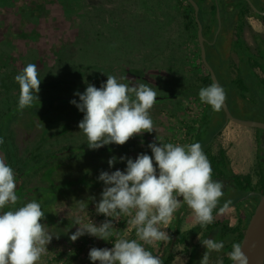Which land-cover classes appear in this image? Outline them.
I'll use <instances>...</instances> for the list:
<instances>
[{
	"label": "rangeland",
	"instance_id": "1",
	"mask_svg": "<svg viewBox=\"0 0 264 264\" xmlns=\"http://www.w3.org/2000/svg\"><path fill=\"white\" fill-rule=\"evenodd\" d=\"M17 1L15 7L0 8V74L6 77L14 72L13 68L21 72L27 64H36L42 81L38 94L40 102L35 101L32 107L21 112L17 107L19 95L16 94V99L10 105L18 110L4 120L3 131L5 134L15 132L21 152L29 150L27 155L30 156L31 162L49 151L60 150L66 145L76 147L86 141L78 128L83 113L70 104V101L76 99L79 102V97L74 96V93H83L87 83L99 88L106 82L107 75L123 78L120 82L126 84L148 83L156 88L157 98H166L161 104L156 102L150 110L156 131L153 133L156 136L150 138L156 140L157 137L159 140L164 138L167 132L177 128L178 119L168 116L161 108L175 112L181 107L182 115L187 116L186 121H190L191 115L186 112L184 102L188 101L189 108L194 106L192 94L189 90L188 95L185 90L183 95L178 92L189 87L190 81L194 79L193 74L197 73L199 76L205 70L196 44L189 36L185 38L181 11L175 6L176 0ZM206 52L208 64L224 85L231 114L241 120L264 123L262 102L259 99L244 102L236 84L229 81V62L223 57V52L218 53L215 47L206 49ZM171 68L173 70H170ZM135 75L140 78H135ZM253 93L264 94V89L254 86ZM8 103L5 95L0 94V107H6ZM222 110L214 112L210 109L207 112L209 124L202 127L201 143L208 144L216 135L213 150H216L218 145L227 150L234 174L252 172L257 167V156L264 155V130L227 122ZM219 131L221 133L217 134ZM144 145L142 136L130 139L123 146L107 145L117 149V154L104 153L98 160L109 168L107 161L113 156L135 159L138 154L147 153L138 150L125 154L123 147L143 148ZM64 156L68 157L67 154L62 155ZM85 160L88 162V158ZM62 163L60 170L71 166L72 162ZM79 165L71 169L72 172L66 175L63 173L62 180L71 174V180L81 178L85 173L84 164L81 161ZM115 166V169L124 170L126 161L121 162L118 167L117 164ZM98 173L96 168L91 175ZM38 183L50 187V182L42 180V175ZM94 190L82 184H73L69 197H76L79 201L85 200L86 204L88 196L100 199L101 192ZM237 198L238 192L229 190L221 199L220 207L224 202L230 200L233 203ZM78 200L66 205L61 202L58 212L76 215V209L80 207ZM183 208V230L187 231L196 223L187 205ZM213 215L216 217L215 222H228L230 226L238 224L236 206L229 207L220 214L215 212ZM173 223L174 219L165 231L169 233ZM78 227L73 225L71 219L69 226L64 227V232L70 237ZM132 229L128 225L120 237L129 239ZM202 235L203 232L191 238L190 242L197 244ZM208 238L224 243L221 252L210 254L209 264H217V261L225 256V247L231 243L233 236L223 239L220 230L216 229L205 239ZM68 241H71L70 238ZM96 242L97 244L93 242L84 248L82 260L78 264H88L85 261L89 260L88 253L92 247L101 245L102 248H109L104 240L98 239ZM166 245L167 243L157 242L152 245L153 249L147 250L156 252L162 259L166 254ZM197 250V258L193 264H199L206 251L202 244ZM187 260L186 255H180L174 264H185Z\"/></svg>",
	"mask_w": 264,
	"mask_h": 264
},
{
	"label": "clouds",
	"instance_id": "2",
	"mask_svg": "<svg viewBox=\"0 0 264 264\" xmlns=\"http://www.w3.org/2000/svg\"><path fill=\"white\" fill-rule=\"evenodd\" d=\"M121 79L107 75L99 88L86 82L83 93H74L79 102L70 101L83 113L78 128L90 150L111 144L123 146L132 138L155 131L150 110L157 101L156 88L148 83H122ZM15 80L19 84L18 109L23 112L39 101L42 81L38 66L27 64ZM198 95L201 103L214 112H220L227 100L224 89L215 82L201 88ZM184 103L188 106V101ZM3 143L0 138V144ZM147 147L151 155L140 153L135 159L113 156L107 161L109 168L118 160L126 161L124 170L100 171L97 180L104 187L99 201L95 197L90 201L96 214L103 215L105 220L96 224L83 223L79 216L73 219V225L79 227L69 237L72 242L85 235L104 241L116 236L113 247L89 250L92 264H163L161 257L146 246L172 239L165 229L183 205L191 210L195 223L202 229L215 222L214 212L223 213L231 205L228 200L220 207L224 184L213 180L211 163L200 143H162L156 137ZM16 190L14 169L0 159V264H40L54 235L42 223L46 214L41 204L36 200L20 204ZM84 201H78L80 210L88 207ZM9 205L12 208L5 211ZM121 216L130 217L127 224L134 229L136 238H122L114 233L113 221ZM200 242L206 251L199 264H209L210 254L224 248L223 241L208 238ZM227 256L232 264H249L240 243H233ZM217 264H223V259Z\"/></svg>",
	"mask_w": 264,
	"mask_h": 264
},
{
	"label": "trees",
	"instance_id": "3",
	"mask_svg": "<svg viewBox=\"0 0 264 264\" xmlns=\"http://www.w3.org/2000/svg\"><path fill=\"white\" fill-rule=\"evenodd\" d=\"M194 1L199 7L198 17L202 24L206 49H212L215 47L213 40L216 28L215 24L217 21L216 16L218 4L223 7L222 11L226 12V14L228 13L227 8L230 4L234 6L235 13L244 14L252 10L247 0ZM250 1H252L253 4H256L255 0ZM16 2L18 1L0 0V8L5 9L8 7H15ZM175 6L177 7L178 11H181L183 29L186 33L185 38L189 36V39L196 44L197 50L199 52V58L201 59V49L198 41V24L195 18V9L187 0H176ZM201 64L205 72L201 73L199 76L197 73L193 74L192 77L194 79L193 81H190L189 87L178 92L179 94L183 95V91L185 90V94L188 95L189 90L192 94L191 98L193 99L192 101L194 103L192 104H194V106H190V108L189 106L185 107L187 109L186 112H189L191 115L190 121H186L187 116L182 115L181 107L179 108L180 110H176L175 112L174 110L172 111L166 108H161V111L166 112L168 116L178 119V125L176 129L172 128L174 131L167 132V135L164 138H160L159 141L162 143H173L179 145H186L195 142L200 143L204 153L211 163L213 170V180L222 181L224 184V196H226L229 190H236L238 192V198L235 199V201L231 203L229 207H237L239 219L238 224L235 226H230L228 222L216 221L208 225L206 228L202 229L198 224H196L193 228H190L186 231L183 230V205L174 214V223L171 225L169 231V235L172 239L167 242L166 254L162 258L163 264H174L180 255H186L188 257V260L185 264H193L197 258V249L201 245V242L192 244L190 239L203 232L201 240H204L211 232L216 229L220 230V236L223 239L228 236H233L231 243L225 247L224 251L226 254L223 257V264H232V261H230L228 258L227 253L232 250L233 243L241 244L248 222L259 201L258 195L264 194V155L257 156V167L256 169H253L252 172L236 175L231 168V160L227 154V150L219 145L216 150H213L216 135L208 144L204 145L201 143V134L203 132L202 127L208 126L209 124V114L207 112L211 109V107L201 103L198 94L201 88L207 87L213 83L211 74L203 63L202 59ZM257 66L258 64L256 61H252L250 64L248 74L250 73L252 75L251 83L246 82V73L245 69L243 68L239 70L237 79L235 81L231 80L230 82H234L236 84L240 90L242 95L241 98L244 100V102H252L255 101L254 99H259L264 105V94H252V89L254 86H256L258 89H264V77L262 78L259 72L257 73ZM13 70L14 72L12 71V74H7L6 77L0 74V94L3 96L5 95L9 102L8 106L0 107V138H3L4 140V143L0 144V159H4L5 162L14 169L17 181L16 192L20 198V204L31 200H36L38 203H40L42 210L46 214V220L42 221V223H46V228L52 235H54L51 243L47 246L49 252L42 257L40 264H78L79 261L82 260L81 255L84 251V248L91 245L93 242L97 244L96 240L98 239L85 235L77 239L75 242L68 241L69 236H67L68 234H65L66 230L64 227L69 226V221L77 216L82 219L83 223H89L93 221L96 224L101 223L106 218L103 215L96 214L95 206L94 203L91 204L92 202L90 201V196H88V202L86 203V205L88 204V207H86L84 210H80V207H77L75 212L76 215L72 216V214L67 213L60 214L58 210L60 208L61 202L65 203L64 205H66L71 201L78 200L76 197H69V195H71L69 192H71L70 190L73 184H82L83 186L88 187L90 190L95 189L94 191H102L104 185L102 182L97 180L100 171H115L116 166L114 165L109 170L108 167L106 168V164H100L98 158L101 154L104 155V153L112 155L117 154V149H113L112 147H108L106 145L98 150H90L88 149L87 142L85 141L82 145L80 144L76 147L66 145L60 150L49 151L46 154H43V156H38L34 162H31L30 156L27 155L29 150L25 151V153L21 152L15 132L10 131L8 134H5L3 131L4 120L10 117L13 112L18 110V106L12 107L10 105V103L16 99V96L19 95V84L15 80V77L20 74V72L15 68H13ZM170 70L173 69L171 68ZM221 87L224 89L223 83H221ZM164 99L166 98H157V104H161V101ZM179 102H181V100ZM188 108L190 110H188ZM169 125H171V123ZM153 133L154 131L150 134H143L142 137H144L145 140V145L143 148L140 146L134 148L132 146L123 147L125 154L140 150L151 155V149H149L147 145L154 141V138H150L156 136ZM219 133H221V131H219L217 134ZM157 143L159 142L157 141ZM64 154H67L68 157H62ZM86 158H88V162H85L87 161L85 160ZM62 161H64V163L67 161L72 162L71 166H68L70 168L66 167L65 169L63 168L64 170H60V168L63 167ZM81 161L84 164V175L81 178H74L71 180V174L69 177L65 176V179L62 180L64 178L61 177L62 174L65 173L63 175H66V173L72 172L71 169L73 170V168L79 165ZM93 161H95V163ZM116 164L118 167L121 162L118 161ZM86 165L88 167H86ZM96 168L99 173L96 175H91L92 171L96 170ZM41 175L42 180H47L50 182V187H48L49 185H39L40 183H38V180L39 177L41 178ZM96 201L98 202L99 200ZM77 204L79 205V203ZM11 208L12 206L9 205L4 210L7 211ZM128 219H130V217L121 216L113 221L114 233H116L118 236L122 235L129 225L127 224ZM130 234L131 237L129 239L136 238L134 229L131 230ZM56 236H59V238ZM115 239L116 236L110 238L108 241H106L105 245L111 248L115 242ZM146 247L148 249H153L152 245ZM98 248H102L101 245H99ZM153 254L156 255V252ZM85 262L92 264L90 260ZM96 264H99V262H96Z\"/></svg>",
	"mask_w": 264,
	"mask_h": 264
},
{
	"label": "flooded vegetation",
	"instance_id": "4",
	"mask_svg": "<svg viewBox=\"0 0 264 264\" xmlns=\"http://www.w3.org/2000/svg\"><path fill=\"white\" fill-rule=\"evenodd\" d=\"M247 1L252 10L244 14L235 13L231 4L226 14L222 11L223 7L217 5L213 41L218 53L223 52V57L229 62V81H235L239 70L243 68L246 82L251 83L252 75L248 74V70L252 61H256L257 73L264 77V0H255L256 4Z\"/></svg>",
	"mask_w": 264,
	"mask_h": 264
},
{
	"label": "water",
	"instance_id": "5",
	"mask_svg": "<svg viewBox=\"0 0 264 264\" xmlns=\"http://www.w3.org/2000/svg\"><path fill=\"white\" fill-rule=\"evenodd\" d=\"M195 9V18L198 24V41L201 49V59L205 66L208 68L213 83H217L221 86L219 80L216 77L215 72L212 70L207 62V52L205 46V38L203 36V28L199 19V7L194 0H187ZM226 115L227 122H233L234 124L253 127L264 130V123L253 120H241L234 117L228 107L227 102L223 108ZM254 194V193H252ZM259 201L255 207L248 225L246 227L241 245L242 250L249 259V264H264V194H260Z\"/></svg>",
	"mask_w": 264,
	"mask_h": 264
},
{
	"label": "crops",
	"instance_id": "6",
	"mask_svg": "<svg viewBox=\"0 0 264 264\" xmlns=\"http://www.w3.org/2000/svg\"><path fill=\"white\" fill-rule=\"evenodd\" d=\"M135 78H140V77L138 75L137 76L135 75Z\"/></svg>",
	"mask_w": 264,
	"mask_h": 264
},
{
	"label": "built area",
	"instance_id": "7",
	"mask_svg": "<svg viewBox=\"0 0 264 264\" xmlns=\"http://www.w3.org/2000/svg\"><path fill=\"white\" fill-rule=\"evenodd\" d=\"M113 247V246H112Z\"/></svg>",
	"mask_w": 264,
	"mask_h": 264
}]
</instances>
